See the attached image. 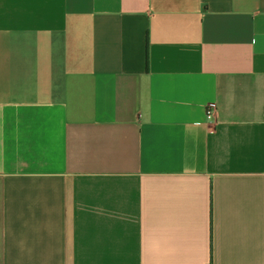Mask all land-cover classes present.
Instances as JSON below:
<instances>
[{
  "label": "crops",
  "instance_id": "1",
  "mask_svg": "<svg viewBox=\"0 0 264 264\" xmlns=\"http://www.w3.org/2000/svg\"><path fill=\"white\" fill-rule=\"evenodd\" d=\"M0 264H264V0H0Z\"/></svg>",
  "mask_w": 264,
  "mask_h": 264
},
{
  "label": "built area",
  "instance_id": "2",
  "mask_svg": "<svg viewBox=\"0 0 264 264\" xmlns=\"http://www.w3.org/2000/svg\"><path fill=\"white\" fill-rule=\"evenodd\" d=\"M204 138H208L210 135L217 131L216 121V106L209 104L205 110V120L201 124Z\"/></svg>",
  "mask_w": 264,
  "mask_h": 264
}]
</instances>
